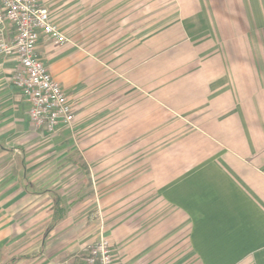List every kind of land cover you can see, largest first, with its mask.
Returning a JSON list of instances; mask_svg holds the SVG:
<instances>
[{"label": "crops", "instance_id": "0c3cea01", "mask_svg": "<svg viewBox=\"0 0 264 264\" xmlns=\"http://www.w3.org/2000/svg\"><path fill=\"white\" fill-rule=\"evenodd\" d=\"M55 1L68 22L69 5L83 15L91 6L90 36H102L105 29L107 36L122 37V52L130 59L122 75L106 78L104 92V63L84 56L101 46L83 49L88 29H76L80 40L70 44L40 40L41 59L74 105L73 132L91 134L83 146L86 165H72L89 170L103 149L107 160L120 157L124 165L139 159L137 174L108 175L109 203L112 210L118 206L116 182L122 179L128 181L123 190L135 189L131 196L139 197L140 222L154 203V224H171V264H264V0H156L166 7L160 15L158 9L148 15V0H40L49 10ZM5 34L13 38L11 28ZM163 38L175 58L187 54L181 66L172 55L165 68L192 70L186 78L164 82L157 75L164 68ZM112 41L107 45L117 47ZM148 51L154 54L150 60ZM18 67L15 58L0 57V101L15 107L23 100L29 128L39 136L66 130L43 135L33 127L30 104L15 86L17 93L10 91ZM148 68L155 69L154 77ZM50 194L51 221L38 246L21 244L13 234L16 224H0V264H80L73 259L81 233L61 232L68 210L61 195ZM54 195L67 212L58 224Z\"/></svg>", "mask_w": 264, "mask_h": 264}, {"label": "rangeland", "instance_id": "374dc122", "mask_svg": "<svg viewBox=\"0 0 264 264\" xmlns=\"http://www.w3.org/2000/svg\"><path fill=\"white\" fill-rule=\"evenodd\" d=\"M163 1L162 3L170 5V1ZM155 4L156 0H148V15H153L156 9L159 15L166 11L163 5ZM69 6H73L70 12L73 19L69 22L61 19L57 1L50 6L55 24L59 29L62 27L63 32L61 29L60 31L66 37L67 44L80 40L75 36L77 34L75 32L76 29L84 27L88 29V33L81 38L83 49L89 50L92 43L101 45L99 52H84V56L88 58L94 56L104 63L105 66L100 70L99 77L103 83L100 87L105 92L106 78L122 75L123 67L130 60L129 54L122 52L123 38L107 36L105 29L102 36H90L91 23H94L90 16L91 6L88 5L83 9L84 15L80 11L76 12L73 4ZM82 15L83 19L76 23V18ZM65 23L68 24V30ZM66 31L68 37L64 34ZM112 40L117 47L110 48L107 45L108 42L112 44ZM167 43L168 39L163 38L164 68L157 69V75H161L164 82H170L172 77L186 78L187 72L192 70L181 67L165 68L171 61L172 55L176 57V54H172L171 50L167 49ZM179 54V59L174 60H179L176 64L181 66L186 61L187 54L185 52ZM146 55L148 60L154 57L151 51ZM0 57L10 58L1 54ZM147 73L148 77H154L155 69L148 68ZM13 79L14 75L10 79V91L17 93ZM184 130V126L180 125L179 135H182ZM90 138L91 134L76 133L73 129L63 130L51 137L39 136L29 128L28 107L23 100H20L15 107L0 101V145L12 150L0 149V224H16L13 234L20 237V243L28 244L30 247L38 246L51 221L50 192H55L64 199L68 210L66 220L60 223L63 224L60 227L61 232L74 234V231H77V235L81 233V246L77 244L78 252L73 261H80L85 256L87 248L96 243L102 235H106V227H108L117 264H171L169 236L171 224H154L156 216L154 203L147 206L149 211L145 223L140 222L139 197L131 196L137 194L133 193L135 189L123 190V184L128 183L123 179L115 181L118 183L120 194L117 199L118 206L112 210V204L109 203L108 185H112L113 182L108 180V175L115 174L120 177L127 174L129 177L137 174L139 159L124 165L127 160L120 157L115 162L113 159L107 160V150L103 149L101 156L94 159L96 165L89 164V170L81 172L72 163L86 165L87 157L83 146L90 144Z\"/></svg>", "mask_w": 264, "mask_h": 264}, {"label": "built area", "instance_id": "2783aa9c", "mask_svg": "<svg viewBox=\"0 0 264 264\" xmlns=\"http://www.w3.org/2000/svg\"><path fill=\"white\" fill-rule=\"evenodd\" d=\"M8 28L13 32L11 40L6 38ZM42 37L56 45L67 44L40 0H0V54L18 61L13 83L30 104L33 127L43 135H54L72 129L76 116L74 105L38 53ZM80 264H117L110 239L102 235L87 248Z\"/></svg>", "mask_w": 264, "mask_h": 264}, {"label": "trees", "instance_id": "16d2710c", "mask_svg": "<svg viewBox=\"0 0 264 264\" xmlns=\"http://www.w3.org/2000/svg\"><path fill=\"white\" fill-rule=\"evenodd\" d=\"M77 166L82 171H85V172L88 171V168L86 166L78 165V164H77ZM53 200H54L53 224H58L60 221L65 219L67 212H66L65 204H64L63 200L58 195H54ZM52 227H53V225L50 228H52Z\"/></svg>", "mask_w": 264, "mask_h": 264}]
</instances>
